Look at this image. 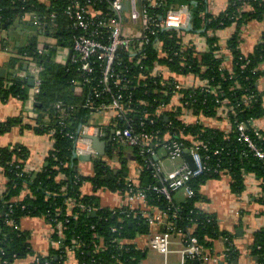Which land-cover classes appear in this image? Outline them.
I'll return each mask as SVG.
<instances>
[{
    "label": "trees",
    "instance_id": "16d2710c",
    "mask_svg": "<svg viewBox=\"0 0 264 264\" xmlns=\"http://www.w3.org/2000/svg\"><path fill=\"white\" fill-rule=\"evenodd\" d=\"M70 1L0 0V30L5 26L6 30H10L21 21L32 22L25 19L28 14L39 15L47 17L50 24L48 29L52 30L50 35L57 40V44L71 47L76 32L64 15ZM152 1L155 0H145V4L149 13L158 18L171 8L188 5L191 34L205 37L209 50L201 52L194 43L185 44L177 30L161 29L157 38L163 41L164 54L149 45L144 51V59L138 63V57L129 62V54L123 52V65L116 67V72L124 74L130 81L133 103L127 108V113L137 131L157 134L162 143L169 136L168 141L182 142L187 148L194 141L207 143L208 149L199 151L205 170L189 183L195 196L178 207L173 201L152 191V185L145 186L142 178L150 174L147 168L149 157L138 154L141 165L145 167L139 179V189L147 193V200L141 207L127 201L116 209L103 208L96 195H84L81 189L85 182H91L98 191L107 188L121 193L125 199H128L130 190V178L125 167L116 173L97 156L92 159L93 174L84 176L78 171L79 160L74 158L76 137L70 135L77 136L82 125H92V116L100 113L85 108L92 95L91 88L100 78V67L95 65L97 79L89 85L84 83L87 77L77 72L78 64L60 66L52 58L48 60L50 56L39 58L45 70L41 93L34 105L37 115L26 118L22 127L37 134L52 135L55 144L48 158V166L32 174L24 171L30 155L26 148L19 145L14 150L0 148V168L6 178L5 189L0 193V264H13L29 256L36 257L32 264H63L69 252L76 253L80 264H140L143 254L131 241L136 235L148 232L151 225L143 212L154 214L153 209L166 214V231L172 227L176 233L190 232V235L198 238L203 251L211 250L213 241L220 235L219 223L215 215L202 212L198 203L204 200L202 186L223 175L231 177L233 192L241 194L245 189L246 175L254 174L260 181L259 202L264 208V160L240 140L237 131L239 124L244 123L251 138L264 152V131L257 132L252 127V122L264 115L263 99L257 88L262 75L260 65L264 62V37L250 55L245 56L240 50L241 28L251 20L264 19V0H230L226 10L218 16L210 12L208 0H156L163 4L158 9L150 6ZM93 2L97 5L93 8L109 18L107 2ZM52 14L56 17L53 22ZM233 25H236L237 31L228 43L231 62L226 67L218 40L210 32ZM35 44L28 43L25 48L21 47L20 53L27 51V54L34 56L37 51L34 50ZM54 53L52 50L51 57ZM23 62L19 57L12 58L11 66L23 68ZM155 62H159L157 65L166 71L161 78L153 74ZM190 76L208 81L213 88L220 86V90L206 93L203 86L189 87L187 80ZM73 80L82 83L81 94L76 93ZM29 81L28 77H0V98L17 97L25 104L32 88ZM178 83L185 87L177 92L181 96L179 105H172L174 86ZM251 97L253 99L249 100ZM225 99L229 101L227 117L232 124L231 130L227 132L209 127L200 121L201 117L218 118ZM110 100L111 96L107 94L96 99L97 102ZM58 102L69 113L65 126L59 122L55 107ZM161 104L168 109L158 115L156 111ZM186 112H192L196 120H186ZM18 123L21 124L20 119L0 123V133H5ZM117 124L121 126L123 122ZM115 125L116 121L113 120V128ZM119 146L114 140L111 151ZM216 151L219 153L215 154ZM133 182L136 183L135 180ZM24 192L26 195L21 199ZM27 217H45L54 228L61 222L66 227L63 235L60 236L56 228L52 236L54 241L61 240V245L53 248L47 256L36 255L29 242V233L21 228L22 220ZM114 228L117 232L113 231ZM254 252L259 257V263L264 264V229L255 235Z\"/></svg>",
    "mask_w": 264,
    "mask_h": 264
},
{
    "label": "crops",
    "instance_id": "0c3cea01",
    "mask_svg": "<svg viewBox=\"0 0 264 264\" xmlns=\"http://www.w3.org/2000/svg\"><path fill=\"white\" fill-rule=\"evenodd\" d=\"M229 1L210 0V12L216 16L220 15L228 7ZM26 22L21 21L16 24V32H20L22 36H27V30L31 31L30 27L32 22ZM236 31V25H233L226 29L218 30L217 32H210V35L215 36L218 40L221 57L225 60L224 65L226 67H229L231 62L228 43ZM263 37L264 19L249 21L241 28V52L246 56L253 53L256 46L262 42ZM184 39L186 43H194L201 52L209 50L205 37L199 34H190ZM30 42L33 43L31 37L27 40V44H32ZM21 47L20 45L17 46L18 51L12 49L10 42L4 40L3 31L0 32V77H8L10 79L11 76H20V74L29 72L30 67L28 64L30 63L28 61L23 62L21 72H19V68L16 66H11L12 58L19 56ZM24 52L27 53V51ZM27 55H29L28 57L31 56L30 53ZM25 65L27 68H25ZM2 70L4 72H1ZM260 70L262 71V75L258 79L257 88L262 96L264 109V62L260 65ZM28 79L31 80L30 78ZM188 81L190 84H194L197 79L196 77L190 76L188 77ZM196 83H200V81ZM177 102L178 99L175 98L174 104ZM36 104L29 101L24 104L17 97H10L8 99L0 98V123H5L8 120H21V124H14L5 133H0V148L14 150L18 145L26 148L30 155L25 167L26 171L31 174L41 172L48 166V158L55 144L52 135L37 134L22 127V123L26 118L33 117L35 113L34 105ZM227 111V107L222 108L218 118L201 117L200 121L209 127L228 132L232 124L227 117ZM185 118L189 121L196 120L190 112H186ZM92 121V126L101 129V134L95 135V131L91 130L90 136H98L102 142H106V154H98V157H101L111 169H115L116 173L125 167L129 178L134 179L140 185L139 179L142 177L145 167L141 165L136 151L122 145L114 147L111 151V144L114 142V135H112L114 131L113 114L108 111L100 112L92 116ZM255 124L259 130L264 131V115L256 120ZM168 139L169 136H166L164 143ZM164 143H155L153 154L148 158L147 162L149 164L147 168L150 170V174H145L142 178L145 186H151L155 183L152 173L153 166L158 167L161 174L165 177H170L185 165L190 166L188 159L190 153L187 152L185 157L178 159L180 161L179 164H176L177 160H172L174 165L173 169L166 171L168 166L161 153L165 150ZM110 151L112 152V157H110ZM78 171L84 176H91L94 172L92 161L79 160ZM244 183L245 189L241 194L233 192L232 181L229 175H223L219 179L209 180L201 188L204 200L198 203V208L206 214L215 215L220 229V235L213 241L212 249L204 251L203 256L208 261L214 262L213 260H217L218 262L216 264H260L259 257L254 252L255 235L258 231L264 229V208L259 202L261 195L260 181L254 174H249L246 175ZM5 184L6 178L0 168V193L4 191ZM81 191L84 195H96L103 208L116 209L127 203V199L121 193L112 192L107 188H102L99 191L95 190L91 182H85ZM25 195L26 193L24 192L20 198L22 199ZM187 199L188 196L183 190L177 191L173 195V202L178 207L183 205ZM141 204L139 202L136 203V207H141ZM152 211L154 213H160L158 209H153ZM21 228L29 233V242L36 255L47 256L53 248H56L52 239L54 229L45 217H27L22 220ZM168 229L172 230L171 228ZM170 230L166 231L165 223H157L151 225L148 232L136 235L131 243L143 254L139 262L140 264H184L185 256L182 254V249L190 232L183 233L177 231L176 233ZM160 233L170 234L166 238L169 253H160L151 247V240ZM35 259V256H29L26 259L17 260L13 264H32ZM63 264L80 263L76 253L69 252Z\"/></svg>",
    "mask_w": 264,
    "mask_h": 264
},
{
    "label": "built area",
    "instance_id": "2783aa9c",
    "mask_svg": "<svg viewBox=\"0 0 264 264\" xmlns=\"http://www.w3.org/2000/svg\"><path fill=\"white\" fill-rule=\"evenodd\" d=\"M101 1L107 2V8L110 11V14H108L109 18L102 15L98 9L95 10L93 8L97 6L93 0H71L67 4L64 15L71 22L73 31L76 32L73 36L71 47L59 46L57 40H55V42H46L41 47L36 46L37 51L34 56L28 57L27 53H23L22 57L24 61L30 63L28 64L30 70L21 75L22 77L33 79L34 83L28 101L33 104L37 103L36 98L41 93L42 74L45 66L42 62H39V58L51 57L50 53L53 50L56 54L51 57L52 61L60 66H66L69 54L72 51L69 64H78V68H76L77 72L87 77L84 83L91 85L97 79L95 77V65H99L100 67V78L98 79V83L92 86V95L87 100L85 108L100 112H111L113 120L116 121L114 140L122 146L134 149L140 156L149 157L153 154L155 143L161 142V140L156 137L157 134L154 135L147 131L140 132L133 127L127 113V108L133 103V92L130 81L125 78L124 74L116 72V67L123 65V59L121 58L123 52L129 54V62L138 57V63L144 59V51L149 45H152L155 51L164 54L163 41L157 38L161 29L179 31L185 42L184 38L191 34V32L187 31V28L192 25L191 11L188 5H183L169 9L164 16L158 18L149 13L145 0H99V2ZM208 3L210 9V0H208ZM125 5L128 6V10H124ZM150 6L153 9H158L163 4L155 0L151 2ZM50 17L51 22L56 18L55 14H52ZM25 19L31 20L34 26L39 28L41 34L50 36L52 30L48 29L50 24L47 22V17L28 14L25 16ZM2 31L0 30V32ZM185 44L189 43L185 42ZM155 63L156 68L153 70V74L161 78L166 71L157 65L159 62ZM196 79L200 83H196V81L194 84H190L187 80L188 86H203V91L206 93H214L220 90V86L213 88L209 85L208 81H201L198 77ZM73 84L77 89L81 88L82 85L77 80H73ZM183 87L185 86L179 83L174 86L173 93L175 96L173 97L172 105H179L178 102L174 104V99L177 98L178 101L181 99V96L177 92ZM105 94L111 96L109 102L96 101V99H101ZM165 96H168V93H165ZM252 99L253 97L249 100ZM223 104L224 109L229 104V101L225 99L223 100ZM55 107L58 111L60 124L65 126V121L69 117L67 109L63 107L61 102L56 103ZM166 109L168 107L165 104H161L156 112L158 115H161ZM227 109L230 110L228 107ZM190 113L193 115L192 112ZM119 121L123 122L121 126L117 124ZM252 127L258 132L259 129L256 127L255 121L252 122ZM91 130L95 131V135L101 134V129L98 127L82 125L77 136L73 134L68 135L73 138L76 137L75 151L77 155H89L93 159L98 156V153L93 148L92 141L87 138V136H90ZM237 131L240 140L245 142L258 158L264 160V152L251 138L247 126L244 123L239 124ZM164 148L168 157L173 161L183 158L184 154L189 152L196 169H192L191 165H185L170 177H165L161 174L158 167L153 166L152 173L155 183L150 187L151 190L158 195L164 196L168 201H173L174 193L180 190L185 191L188 198L194 197L195 192L189 183L205 170L199 151L202 149L207 150V143L194 141L193 145L187 148L184 143L173 140L165 141ZM218 153L219 151L215 152V154ZM24 171L26 172V170ZM128 181L130 190L127 201L132 204L138 202L144 203L147 200V193L139 189V185L133 182V179H129ZM143 216L150 225L166 222V214L161 211L154 214L144 211ZM57 226L59 235L62 236L63 229L66 227L61 222ZM56 228L53 227L54 232ZM171 229L170 231H175L172 227ZM113 231L117 232V229L114 228ZM169 235V233L156 235L151 240V247L160 253H169L170 251L167 248L166 242V238ZM53 244L57 248L61 245V240H53ZM182 254L185 256L184 264H216L218 262L217 260H213L214 262L208 261L204 258L203 247L200 245L198 238L192 235L186 238Z\"/></svg>",
    "mask_w": 264,
    "mask_h": 264
},
{
    "label": "rangeland",
    "instance_id": "374dc122",
    "mask_svg": "<svg viewBox=\"0 0 264 264\" xmlns=\"http://www.w3.org/2000/svg\"><path fill=\"white\" fill-rule=\"evenodd\" d=\"M30 29H31V31L29 34H27V36H22L20 32L18 33L16 31H12V29L3 30V38H4V40H7L10 42L12 49H14L15 51H18L17 46H19V45H20V47L22 46L25 48L27 45V40L30 37L32 38V41L34 43H36L35 45H37L38 47L45 45L46 42H55V40H56L52 35L48 36L46 34H41L39 28H37L35 26H31ZM55 54L56 53H54V56H55ZM22 56H23V53H20L18 57L20 59H23ZM19 72H21V68H19ZM19 77H22V75L20 74ZM76 93L81 94L82 89L78 88ZM36 115L37 114L34 113L33 117H35ZM161 153H162L164 159L166 160V163H167L166 165L168 166V168H166V171H170L174 167L173 162L167 156V153L165 152V150H163ZM179 163H180V161L177 160L176 164H179Z\"/></svg>",
    "mask_w": 264,
    "mask_h": 264
},
{
    "label": "water",
    "instance_id": "95a60500",
    "mask_svg": "<svg viewBox=\"0 0 264 264\" xmlns=\"http://www.w3.org/2000/svg\"><path fill=\"white\" fill-rule=\"evenodd\" d=\"M124 10H128V6L125 5L124 6ZM31 26H34V24L32 23ZM6 26L3 28V30H6ZM17 27L16 26H13L12 27V31H16ZM27 34L30 32V30H27ZM187 31L191 32L192 31V25H190L188 28H187ZM37 47L35 46L34 50H36ZM71 56H72V51L70 52L69 54V57H68V62L66 64V66L69 64L70 62V59H71ZM51 57L48 58V60H50ZM25 68H27V66L25 65ZM1 72H4V70H2ZM30 83V86L32 87L33 86V79H31L29 81ZM112 135H114V131L112 133ZM88 139H90L92 141V145H93V148L95 149V151L100 154V155H105L106 154V142H102V140L98 137V136H95V137H92V136H87ZM75 149H76V144H75ZM74 158L75 159H78L80 161H92V157L89 156V155H77L76 151L74 150ZM189 162H190V165L192 167V169H196V166H195V163L192 159L191 156H189ZM74 166V162L72 164Z\"/></svg>",
    "mask_w": 264,
    "mask_h": 264
},
{
    "label": "flooded vegetation",
    "instance_id": "af4514ba",
    "mask_svg": "<svg viewBox=\"0 0 264 264\" xmlns=\"http://www.w3.org/2000/svg\"><path fill=\"white\" fill-rule=\"evenodd\" d=\"M41 33V32H40ZM30 43H32V42H30ZM33 44V43H32Z\"/></svg>",
    "mask_w": 264,
    "mask_h": 264
}]
</instances>
